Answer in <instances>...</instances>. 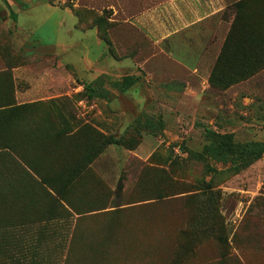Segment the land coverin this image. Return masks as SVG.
Wrapping results in <instances>:
<instances>
[{
  "label": "rangeland",
  "instance_id": "374dc122",
  "mask_svg": "<svg viewBox=\"0 0 264 264\" xmlns=\"http://www.w3.org/2000/svg\"><path fill=\"white\" fill-rule=\"evenodd\" d=\"M74 2L0 0V102L10 74L32 106L0 135L19 149L0 156V264H264V157L209 173L187 153L203 151L207 130L264 141V71L199 102L171 76L120 100L123 79L99 77L89 97L85 54L114 59L84 41ZM110 137L119 144L105 147Z\"/></svg>",
  "mask_w": 264,
  "mask_h": 264
},
{
  "label": "crops",
  "instance_id": "0c3cea01",
  "mask_svg": "<svg viewBox=\"0 0 264 264\" xmlns=\"http://www.w3.org/2000/svg\"><path fill=\"white\" fill-rule=\"evenodd\" d=\"M238 1L241 0H75V6L96 12V19L105 11L110 13L106 18L110 23V44L100 36L99 26L91 25L90 20L82 30L84 41L92 35L96 48L104 52L103 56L108 51L114 59L104 62L98 56L92 61L86 53V75L78 79L90 84L99 77L113 80L133 77L135 85L146 86L155 79L171 76L181 85L180 94L189 96L194 102L204 100L210 91H216L209 79L231 30L232 21L227 17L229 9ZM67 9L73 13L70 7ZM14 16L17 30L16 10ZM23 72L22 68L14 69L16 82ZM261 75L262 72L240 85L262 78ZM39 78L37 85L42 89L40 93H44L47 84L40 82L43 79L40 73ZM28 93L18 92L17 99L21 100ZM129 93L128 90L117 95L116 100Z\"/></svg>",
  "mask_w": 264,
  "mask_h": 264
},
{
  "label": "trees",
  "instance_id": "16d2710c",
  "mask_svg": "<svg viewBox=\"0 0 264 264\" xmlns=\"http://www.w3.org/2000/svg\"><path fill=\"white\" fill-rule=\"evenodd\" d=\"M70 8L78 19L77 27L85 29L90 20V13L94 12L86 10V13H84L82 8H79V10L74 7ZM107 12L105 11L103 16L97 17L95 24L91 25H98L100 36L109 43L106 29L108 26L110 27V23L106 21L105 13ZM227 17L232 21L231 30L209 79L210 86L217 90L229 89L231 86L247 81L264 71L263 0L238 1L230 7ZM9 76L11 91L9 94H6L5 102H0L1 136L6 132V122L4 119H9L15 127H18L23 121L22 111L27 107H32L27 104L17 103L14 82L10 74ZM95 82L83 84L85 86V94L89 97L95 95V85L97 84ZM135 83V78L125 77L119 85H121V91L126 92ZM206 139L207 144L204 146L202 152L188 151L187 153L188 158L204 163L209 173L217 172L216 168L212 165L213 162L229 165V170L238 173L254 165L264 157V142L261 141L239 143L235 140L233 134H222L213 130L206 131ZM117 144H119V141L111 137L103 140L105 147ZM18 151V147L6 145L0 148V156L7 155L12 157V154L15 155ZM6 172L7 169L0 168V174L4 175V177H6ZM0 180L6 182V179L0 178ZM11 181L16 183L17 180L13 177ZM43 183L47 184L49 181L44 179ZM6 199L7 196L0 197V209L7 205Z\"/></svg>",
  "mask_w": 264,
  "mask_h": 264
}]
</instances>
